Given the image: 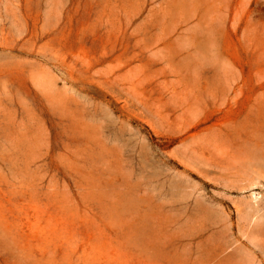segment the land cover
<instances>
[{
  "label": "rangeland",
  "instance_id": "obj_1",
  "mask_svg": "<svg viewBox=\"0 0 264 264\" xmlns=\"http://www.w3.org/2000/svg\"><path fill=\"white\" fill-rule=\"evenodd\" d=\"M0 264H264V0H0Z\"/></svg>",
  "mask_w": 264,
  "mask_h": 264
}]
</instances>
